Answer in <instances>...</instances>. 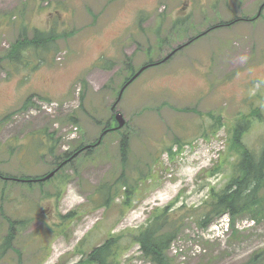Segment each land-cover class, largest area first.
<instances>
[{
  "label": "rangeland",
  "instance_id": "1",
  "mask_svg": "<svg viewBox=\"0 0 264 264\" xmlns=\"http://www.w3.org/2000/svg\"><path fill=\"white\" fill-rule=\"evenodd\" d=\"M235 124L258 155L264 0H0V264H81L112 237L121 264H156L134 241L156 215L170 264H264V202L197 223Z\"/></svg>",
  "mask_w": 264,
  "mask_h": 264
},
{
  "label": "trees",
  "instance_id": "2",
  "mask_svg": "<svg viewBox=\"0 0 264 264\" xmlns=\"http://www.w3.org/2000/svg\"><path fill=\"white\" fill-rule=\"evenodd\" d=\"M219 26H222L221 23L214 27L217 28ZM214 27L212 28L214 29ZM206 33L207 31L197 35L190 41L196 40ZM51 40H53L52 35L37 33L28 41L25 39L17 41L14 50L10 54L11 58H18L21 55V51L19 50L24 49V46L46 47ZM184 45L177 47L169 58L184 48ZM211 127L212 133L218 130V126L216 125H212ZM231 133L232 139L227 153L235 151L240 154V158L238 162L233 164L234 171L224 187L219 190L212 189L209 197L202 203L203 211L197 218V223L202 227H208L215 218L228 214L231 229L233 230L234 220L237 216L250 214L256 217V211L259 210L260 205L264 202V148L258 155L252 150L247 149L241 142V133L237 124L234 125ZM177 143V150L181 151L182 145L179 142ZM169 150L171 155L172 149ZM126 151L127 148L125 151L122 150L123 155H125ZM214 170H217V168L213 167L212 171ZM124 203L128 204L127 200ZM67 216L69 215H65V217ZM158 219L159 215L154 216V222L139 235H136L134 241L140 244L142 253L152 262L156 264H170L166 253L175 237V232H173L175 222L171 221V231H164L161 225H159ZM115 243L116 238L113 237L104 240L103 243L95 246L88 253L86 259L81 264H121V249Z\"/></svg>",
  "mask_w": 264,
  "mask_h": 264
},
{
  "label": "water",
  "instance_id": "3",
  "mask_svg": "<svg viewBox=\"0 0 264 264\" xmlns=\"http://www.w3.org/2000/svg\"><path fill=\"white\" fill-rule=\"evenodd\" d=\"M144 69V67L143 68H141L139 71H138V73L137 74H135L134 75V77H136L142 70ZM133 77V78H134ZM115 117H116V120L118 121V127H121L122 125H124V119H123V117H122V115L120 114V113H117L116 115H115ZM54 174V171H51L49 174H47L44 178H49V177H51L52 175Z\"/></svg>",
  "mask_w": 264,
  "mask_h": 264
}]
</instances>
